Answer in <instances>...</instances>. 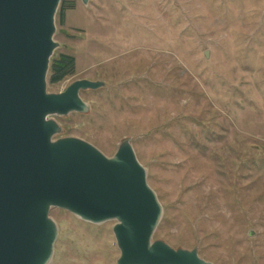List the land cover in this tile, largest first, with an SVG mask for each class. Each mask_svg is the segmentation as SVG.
Returning a JSON list of instances; mask_svg holds the SVG:
<instances>
[{"label": "rangeland", "instance_id": "obj_1", "mask_svg": "<svg viewBox=\"0 0 264 264\" xmlns=\"http://www.w3.org/2000/svg\"><path fill=\"white\" fill-rule=\"evenodd\" d=\"M65 8L61 12L62 8ZM57 47L88 109L50 116L55 139L107 156L129 140L163 207L154 240L213 264H264V0H66ZM50 71V70H49ZM49 264H117V220L52 207Z\"/></svg>", "mask_w": 264, "mask_h": 264}, {"label": "water", "instance_id": "obj_2", "mask_svg": "<svg viewBox=\"0 0 264 264\" xmlns=\"http://www.w3.org/2000/svg\"><path fill=\"white\" fill-rule=\"evenodd\" d=\"M61 2L0 0V264H49L52 207L117 220V264H213L196 248L154 240L163 207L129 140L107 156L81 138H54L61 127L50 116L87 111L81 91L103 86L80 79L48 91Z\"/></svg>", "mask_w": 264, "mask_h": 264}, {"label": "trees", "instance_id": "obj_3", "mask_svg": "<svg viewBox=\"0 0 264 264\" xmlns=\"http://www.w3.org/2000/svg\"><path fill=\"white\" fill-rule=\"evenodd\" d=\"M66 0H62V2ZM64 7L61 12L64 11ZM75 68V58L71 55L62 54L51 60L50 71H49V81L51 83H57L63 80L65 77L71 75Z\"/></svg>", "mask_w": 264, "mask_h": 264}]
</instances>
